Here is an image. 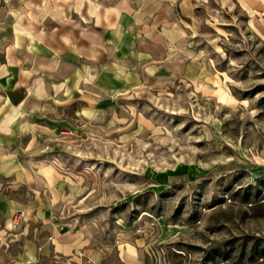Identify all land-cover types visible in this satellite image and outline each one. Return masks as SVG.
I'll use <instances>...</instances> for the list:
<instances>
[{
  "label": "rangeland",
  "instance_id": "rangeland-1",
  "mask_svg": "<svg viewBox=\"0 0 264 264\" xmlns=\"http://www.w3.org/2000/svg\"><path fill=\"white\" fill-rule=\"evenodd\" d=\"M181 5L189 30L160 39L158 65L128 60L31 137L23 155L60 180L1 182L23 209L0 224V264L29 243L28 264H264V0ZM68 239L79 259L55 250Z\"/></svg>",
  "mask_w": 264,
  "mask_h": 264
},
{
  "label": "crops",
  "instance_id": "crops-1",
  "mask_svg": "<svg viewBox=\"0 0 264 264\" xmlns=\"http://www.w3.org/2000/svg\"><path fill=\"white\" fill-rule=\"evenodd\" d=\"M182 2L0 0V184H30L36 173L46 183L50 178L58 182L53 166L23 155L31 137L37 132L48 135L65 121L78 119L79 111L75 116L64 113L66 103L80 98L73 93L89 87L108 93L113 87L108 73L122 78L128 60L132 66L158 65L160 39L171 43L189 30L175 20ZM86 103L92 116L102 113L91 111L90 100ZM19 209L23 206L15 197L0 191V224ZM49 211L35 207L40 216ZM73 240L53 245L70 259H79V242ZM23 248L22 256L11 262H32L33 244Z\"/></svg>",
  "mask_w": 264,
  "mask_h": 264
},
{
  "label": "built area",
  "instance_id": "built-area-1",
  "mask_svg": "<svg viewBox=\"0 0 264 264\" xmlns=\"http://www.w3.org/2000/svg\"><path fill=\"white\" fill-rule=\"evenodd\" d=\"M23 215H24V212H23V211H20L19 216L21 217V216H23Z\"/></svg>",
  "mask_w": 264,
  "mask_h": 264
}]
</instances>
